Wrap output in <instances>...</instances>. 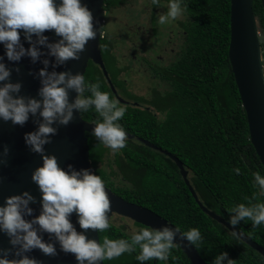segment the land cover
Instances as JSON below:
<instances>
[{
    "label": "trees",
    "instance_id": "1",
    "mask_svg": "<svg viewBox=\"0 0 264 264\" xmlns=\"http://www.w3.org/2000/svg\"><path fill=\"white\" fill-rule=\"evenodd\" d=\"M132 1L135 6L140 4ZM186 2L185 13L160 24L158 17L167 11V0H160L159 5L148 0L144 15L138 7H126V0H104L106 24L101 29L104 38L100 39V50L117 96L100 67L91 61L85 79L98 82L101 91L108 92L126 109L118 121L126 133L149 141L161 151L127 137L126 146L114 152L86 133L90 165L105 186L124 200L152 210L181 231L198 228L202 239L193 246L207 264H212L215 255L222 251L228 253L234 264H264L261 254L202 211L176 163L162 152L180 160L201 204L228 223L232 214L227 209L235 204L264 202V197L253 198L257 190L252 186L251 174H264V169L249 140L246 114L228 58L230 0ZM118 11L124 12L125 19L113 17ZM253 13L264 29V8L259 0L253 2ZM140 23L147 27L137 30ZM129 26L135 34L120 33ZM127 46L129 55L123 56L121 49ZM141 48L149 57L148 72L140 65L142 52L137 51ZM136 62L140 67L138 76L152 85L147 95L129 92L121 78L120 67L125 69ZM118 96L127 102L121 103ZM80 115L92 123L102 119L94 108ZM236 167L241 168V174L233 172ZM114 218L125 223H116ZM129 222L130 228L126 226ZM109 225L98 232L100 242L105 237L129 238L134 231L146 227L119 215H113ZM234 227L264 248V224L253 227L251 221L245 220ZM138 253L137 248L131 254L103 262L140 264L135 259ZM144 264L191 263L175 245L167 261L154 259Z\"/></svg>",
    "mask_w": 264,
    "mask_h": 264
},
{
    "label": "clouds",
    "instance_id": "2",
    "mask_svg": "<svg viewBox=\"0 0 264 264\" xmlns=\"http://www.w3.org/2000/svg\"><path fill=\"white\" fill-rule=\"evenodd\" d=\"M152 3L159 5L160 0H152ZM187 10L186 0H167V11L159 15L158 22H171ZM93 19L91 10L82 0H59V3L56 0H0V43L5 49L4 56L8 61L28 56L35 63L43 54L38 45H43L48 50L47 55L55 59L53 68L64 65L69 59H79L86 43L97 35ZM18 30H23L28 48L21 43ZM45 30H54L60 39L49 42L43 34ZM4 56H0V82H4L0 84V119L22 126L30 114L42 117L36 121L35 131L25 133L24 140L30 151L41 155L43 162L31 174V180L41 193L39 215L32 216L34 210L29 204L35 202V197L28 191L5 197L4 204L0 205V232L9 237L12 246L0 248V264H42L27 253L39 249L45 256L55 257L57 243L61 252L74 255L77 264H99L124 253L131 254L137 248L139 253L135 259L144 264L154 259L167 261L177 237L191 246L201 241V232L195 227L181 231L178 226L159 229L148 226L134 231L129 238L105 237L102 242L88 238L84 231L78 232L69 219L74 212L83 230L101 232L110 227V200L105 182L88 169L76 170L72 165H68V171L60 168L56 156L45 154L43 146L51 142L49 134L57 132L52 126L54 122L67 125L73 119L74 109L84 113L94 108L102 119L93 122L92 136L112 151H118L126 146V131L118 122L126 109L110 98L108 92L101 91L98 82L87 81L80 72L48 71L46 58L41 61L44 67L38 72L41 99L21 96V83L10 82L11 70L3 62ZM69 90L77 93L72 102H69ZM86 92L90 95H85ZM8 151L5 146L0 153V163H7ZM233 172L239 175L241 168L236 167ZM251 175L252 186L257 190L253 198L264 197V174L256 171ZM227 210L232 214L229 219L232 226L245 220L251 221L253 227L264 224V202L239 203ZM29 216L32 218L26 219ZM44 232L53 236L55 243L46 242L42 237ZM231 234L237 239L241 235ZM212 264H234V260L222 251L215 255Z\"/></svg>",
    "mask_w": 264,
    "mask_h": 264
},
{
    "label": "water",
    "instance_id": "3",
    "mask_svg": "<svg viewBox=\"0 0 264 264\" xmlns=\"http://www.w3.org/2000/svg\"><path fill=\"white\" fill-rule=\"evenodd\" d=\"M259 1L264 8V0ZM56 2L59 3V0H56ZM253 2L254 0H230L228 58L241 106L246 114L249 140L264 169V69L261 50V44L263 43H260L264 41V32L253 13ZM82 3L86 4L93 14V23L97 29V35L86 43L85 49L80 53L79 59H69L64 65H57L53 68V64L55 63L54 57L47 55L48 50L45 46L38 45L43 54L35 63L28 56L22 57L19 61H8L7 57L4 56V46L0 43V56H4L3 62L11 70L10 82L21 83L19 95L41 99L38 95V90L41 87L38 72L44 67L41 61L46 58L49 60L48 71L55 70L61 72L71 70L73 73L80 72L83 75H85L88 63L91 61L100 67L107 83L115 96H117L105 69L100 50L101 29L105 15L104 0H82ZM18 31L21 33V43L25 48H28L29 43L24 39L23 30ZM260 33L262 35L258 37L257 34ZM43 34L49 38V42H55L60 39L54 33V30H45ZM35 38L33 34V39ZM17 68L19 71L16 70ZM2 83L4 82H0V84ZM76 96L77 93L74 90H69V102H72ZM117 99L123 103L120 97H117ZM73 113V119L67 125L53 123L52 126L57 128V132L54 135L49 134L51 135V142L43 146L45 154L55 155L58 166L66 171H68V165H72L76 170L88 169L94 173L89 161V145L86 137V133H92L94 123L83 120L78 110L74 109ZM38 120H42V117H39L38 114L36 116L30 114L29 119L21 126L19 124H12L10 120L5 122L0 119V153H3L5 146L9 149L6 157L7 163H0V205L4 204L5 197L28 191L35 197V202H30L29 204L34 210L32 216L39 215L41 193L38 185L31 180V174L38 166H42L43 161L39 153L30 151L29 146L25 143L24 135L36 130L38 127L36 121ZM126 135L129 138L137 139L148 147L161 151V149L149 141L135 137L129 133H126ZM162 152L171 157L176 163L185 184L202 211L222 224L230 232L240 233L239 239L264 257V248L241 230L230 225L222 217L206 209L201 204L188 180V172L184 169L180 160L170 153ZM105 190L110 200L109 220L113 215H119L143 226H151L155 229H159L162 226H174L152 210L124 200L106 186ZM31 218V216L26 217V219ZM69 219L78 232L84 231L88 238L99 240L98 231L80 228L76 222L75 212L70 215ZM42 237L46 242L52 241L55 243V238L47 232L42 233ZM174 242L176 246L180 247L191 264H207L203 261L195 247L191 246L186 240L183 241L177 237ZM11 247L9 237L0 232V248ZM56 247L58 255L55 257L45 256L39 249H33L27 255L42 261V264H77L73 254L61 252L58 243ZM12 258L13 256L10 255L9 259ZM99 264H104V262L101 261Z\"/></svg>",
    "mask_w": 264,
    "mask_h": 264
},
{
    "label": "rangeland",
    "instance_id": "4",
    "mask_svg": "<svg viewBox=\"0 0 264 264\" xmlns=\"http://www.w3.org/2000/svg\"><path fill=\"white\" fill-rule=\"evenodd\" d=\"M137 1L142 6H146L147 7V5H148L146 0H137ZM134 6H135V4L133 3L132 0H126V7L132 8ZM123 7L118 8V9H122ZM135 7H137V6H135ZM126 12H127V10H125V13ZM113 17H116L117 19H121V20L125 19V18H123L124 17V12H119V11ZM128 28H132V27L129 26ZM133 32L135 33V31H133ZM182 40H183V36H182ZM129 48L130 47L127 46L123 50L121 49V51L124 52V53H122L124 56H128L129 55L128 54V49ZM118 49H120V48H118ZM118 53L120 54V51ZM163 57H164L163 59H165L166 55L164 54ZM148 59H149L148 55H144V56L142 54L139 55V61H140L141 65L145 67L144 71H146V72H148V69H150V67H148V64H147ZM121 63L125 64V62H123V60H121ZM120 68L122 69L121 78L124 79L125 84H126L127 89H128L129 92H131L133 94H140V95H147L148 94V91L151 90V86L152 85L148 82V80L143 79L142 77L138 76L137 72L138 71L140 72V67H139L138 62L134 63V65H132L130 67H127L125 69H124L123 65ZM151 78H153V77H151ZM113 221L116 222V223H119V224H124L125 223L123 220H120V219H117V218H114ZM126 226L130 228L131 227L130 222L126 223ZM132 231H134V229H132L131 232Z\"/></svg>",
    "mask_w": 264,
    "mask_h": 264
},
{
    "label": "flooded vegetation",
    "instance_id": "5",
    "mask_svg": "<svg viewBox=\"0 0 264 264\" xmlns=\"http://www.w3.org/2000/svg\"><path fill=\"white\" fill-rule=\"evenodd\" d=\"M146 2H147V4H148V0H146ZM137 9H138V12L140 13V14H143V12H145V14H147V12L145 11V10H147V7L146 6H142L141 4H137ZM144 15V14H143ZM106 12H105V15H104V23L103 24H106ZM142 19V17L140 18V20ZM260 26V25H259ZM147 27V25H146V23H140V26L138 27V25H137V30H140V29H145ZM260 28L262 29V31L264 32V29L260 26ZM119 31V30H118ZM126 31H127V33H131V34H133L134 32V30L132 29V28H124L123 27V30L120 32V33H122V34H125L126 33ZM135 34V33H134ZM102 37L104 38V35H103V33H102ZM133 42H135V41H133ZM133 42H131V43H133ZM138 42H140V41H138ZM134 45H135V43H133ZM137 50V49H136ZM261 50H262V57H263V69H264V43L263 44H261ZM144 51V49L143 48H141L139 51H137V52H142V53H140V54H142L143 56L146 54V52H143ZM139 54V55H140ZM123 55V54H122ZM124 56V55H123ZM134 58H136L135 56H133ZM140 65H141V63H140ZM119 97V96H118ZM122 99V98H121ZM122 102L123 103H126L127 101H125L124 99H122Z\"/></svg>",
    "mask_w": 264,
    "mask_h": 264
}]
</instances>
